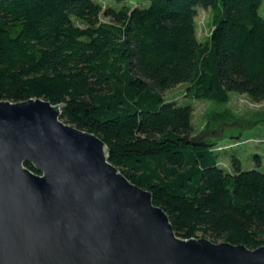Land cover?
Instances as JSON below:
<instances>
[{"label": "trees", "instance_id": "obj_1", "mask_svg": "<svg viewBox=\"0 0 264 264\" xmlns=\"http://www.w3.org/2000/svg\"><path fill=\"white\" fill-rule=\"evenodd\" d=\"M127 1L0 0V101L60 105L64 123L97 136L109 163L151 193L178 238L263 247L264 163L248 144L264 138H211L213 125L240 124L232 94L264 102L263 0ZM199 9L211 12L203 41ZM178 86L185 102L163 97ZM194 102L214 110L201 133Z\"/></svg>", "mask_w": 264, "mask_h": 264}, {"label": "water", "instance_id": "obj_2", "mask_svg": "<svg viewBox=\"0 0 264 264\" xmlns=\"http://www.w3.org/2000/svg\"><path fill=\"white\" fill-rule=\"evenodd\" d=\"M60 116L41 99L0 101V264H264V246L178 238L104 142Z\"/></svg>", "mask_w": 264, "mask_h": 264}, {"label": "rangeland", "instance_id": "obj_3", "mask_svg": "<svg viewBox=\"0 0 264 264\" xmlns=\"http://www.w3.org/2000/svg\"><path fill=\"white\" fill-rule=\"evenodd\" d=\"M141 0H130L124 2L125 5L135 6L140 3ZM144 2V1H143ZM114 7V5H110ZM259 14L264 16V0L259 8ZM196 23H197V37L200 41H203L210 35V26L212 24L211 20V12L210 10L199 9L198 14L196 16ZM103 21L108 22L109 19H104ZM183 86H178L173 88L169 91H166L163 97L166 100H174L179 103L185 102L183 98ZM230 108L236 115L237 123L233 126H211V138L218 143L219 146H227V144L231 141L230 136L237 137L241 135L242 139H246L247 137H256L264 138V102L253 104L251 103L245 96L240 95H232L230 100ZM193 124L196 130V133H201L206 131V123L210 118V115L214 111L206 103L201 102H194L193 103ZM257 122V124L250 126L248 123ZM227 123V122H226ZM247 123V124H246ZM247 128V129H242ZM217 136L216 138H213ZM253 146V154L256 153L262 157V162L264 163V144H248ZM243 149V148H242ZM244 150V149H243ZM239 159L242 161L243 169L252 168L253 163L249 161L247 164L245 163L246 160V153L243 151H239L237 153ZM249 155V154H248ZM226 163H229V160H226Z\"/></svg>", "mask_w": 264, "mask_h": 264}, {"label": "crops", "instance_id": "obj_4", "mask_svg": "<svg viewBox=\"0 0 264 264\" xmlns=\"http://www.w3.org/2000/svg\"><path fill=\"white\" fill-rule=\"evenodd\" d=\"M232 95H235V94H232ZM232 95H231V96H232Z\"/></svg>", "mask_w": 264, "mask_h": 264}]
</instances>
